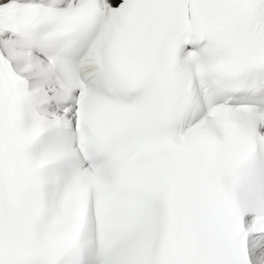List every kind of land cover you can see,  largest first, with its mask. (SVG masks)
<instances>
[{
  "label": "snow or ice",
  "instance_id": "snow-or-ice-1",
  "mask_svg": "<svg viewBox=\"0 0 264 264\" xmlns=\"http://www.w3.org/2000/svg\"><path fill=\"white\" fill-rule=\"evenodd\" d=\"M0 264H264V0H0Z\"/></svg>",
  "mask_w": 264,
  "mask_h": 264
}]
</instances>
